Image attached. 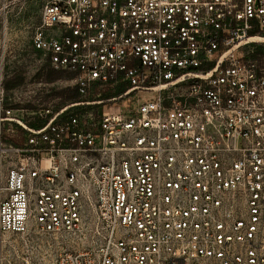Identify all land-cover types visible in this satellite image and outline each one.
I'll use <instances>...</instances> for the list:
<instances>
[{
	"label": "built area",
	"instance_id": "built-area-1",
	"mask_svg": "<svg viewBox=\"0 0 264 264\" xmlns=\"http://www.w3.org/2000/svg\"><path fill=\"white\" fill-rule=\"evenodd\" d=\"M257 34L264 0H46L31 45L77 98L36 109L8 103L4 35L0 250L32 221L87 243L55 264H264Z\"/></svg>",
	"mask_w": 264,
	"mask_h": 264
},
{
	"label": "rangeland",
	"instance_id": "rangeland-1",
	"mask_svg": "<svg viewBox=\"0 0 264 264\" xmlns=\"http://www.w3.org/2000/svg\"><path fill=\"white\" fill-rule=\"evenodd\" d=\"M45 1L0 0V40L4 35L6 37V81H13L17 76L23 79L18 86L6 88L8 103L14 107L62 106L77 98L65 99V95L75 92L68 73L57 71L62 75L54 80L37 77L47 62L41 52L32 48L31 38ZM0 46V51L4 50ZM257 47L253 58L264 63V43ZM126 85L111 84L102 87L99 93L103 98L111 97ZM97 92L91 97H95ZM141 94H144L141 97H148V93ZM2 238L1 264H55L61 253L87 246L85 241H73L65 234L40 231L32 221L26 232H6Z\"/></svg>",
	"mask_w": 264,
	"mask_h": 264
},
{
	"label": "trees",
	"instance_id": "trees-1",
	"mask_svg": "<svg viewBox=\"0 0 264 264\" xmlns=\"http://www.w3.org/2000/svg\"><path fill=\"white\" fill-rule=\"evenodd\" d=\"M62 73V72H61ZM60 72L54 71L51 68H49L48 65H45L44 67H42L41 71L37 74V77L43 76V78H45L46 80H54L56 78L61 77ZM23 79L19 76H17L13 81H5V88H12L15 86H18L19 84H21L23 81ZM77 97V94L71 93L68 95H65V99H75Z\"/></svg>",
	"mask_w": 264,
	"mask_h": 264
},
{
	"label": "bare ground",
	"instance_id": "bare-ground-1",
	"mask_svg": "<svg viewBox=\"0 0 264 264\" xmlns=\"http://www.w3.org/2000/svg\"><path fill=\"white\" fill-rule=\"evenodd\" d=\"M249 41L264 42V36H263V35H259V34H257V35L252 36V37L249 39ZM243 43H244V42H243ZM243 43H242V44H243Z\"/></svg>",
	"mask_w": 264,
	"mask_h": 264
}]
</instances>
